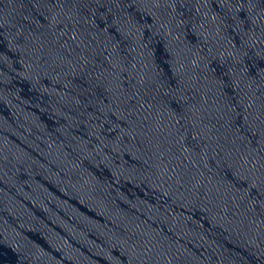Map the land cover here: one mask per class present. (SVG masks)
Listing matches in <instances>:
<instances>
[{
  "label": "water",
  "instance_id": "1",
  "mask_svg": "<svg viewBox=\"0 0 264 264\" xmlns=\"http://www.w3.org/2000/svg\"><path fill=\"white\" fill-rule=\"evenodd\" d=\"M0 264H264V0H0Z\"/></svg>",
  "mask_w": 264,
  "mask_h": 264
}]
</instances>
